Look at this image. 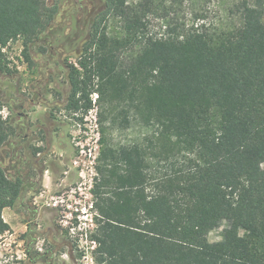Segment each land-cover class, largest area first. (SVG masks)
<instances>
[{"label": "trees", "instance_id": "16d2710c", "mask_svg": "<svg viewBox=\"0 0 264 264\" xmlns=\"http://www.w3.org/2000/svg\"><path fill=\"white\" fill-rule=\"evenodd\" d=\"M180 1L104 0L65 65L64 110L96 107L94 264H264V0H221L222 20L212 0L181 19ZM56 12L0 0V69L14 41L29 60ZM13 133L0 115V156ZM23 185L0 165V235Z\"/></svg>", "mask_w": 264, "mask_h": 264}, {"label": "rangeland", "instance_id": "374dc122", "mask_svg": "<svg viewBox=\"0 0 264 264\" xmlns=\"http://www.w3.org/2000/svg\"><path fill=\"white\" fill-rule=\"evenodd\" d=\"M195 1L181 0L178 17L190 20ZM220 1L208 5L210 16L218 20ZM46 3L56 5L57 12L50 28L30 44L29 60L22 55L21 41L2 50L0 115L14 133L2 148L0 165L9 179L20 178L24 185L15 208L2 212L10 229L0 235V264H94L89 237L95 213L89 180L99 152L92 118L96 107L85 114L64 110L65 65L75 63L104 0ZM151 25V31L158 32V23ZM118 28L117 20H109V30ZM139 133L124 131L116 139L129 141ZM220 230L209 233L208 240L218 241Z\"/></svg>", "mask_w": 264, "mask_h": 264}, {"label": "built area", "instance_id": "2783aa9c", "mask_svg": "<svg viewBox=\"0 0 264 264\" xmlns=\"http://www.w3.org/2000/svg\"><path fill=\"white\" fill-rule=\"evenodd\" d=\"M95 97H96V96H95ZM94 102H95V98H94ZM89 111H90L89 113H92V111H94V110H93V109H90ZM92 118H93L94 124L96 125V112H94ZM94 176H95V170H94V167H93V168H91V178H90V180H89V182H90V187H92V183H93V178H94ZM90 194H91V193H90Z\"/></svg>", "mask_w": 264, "mask_h": 264}]
</instances>
